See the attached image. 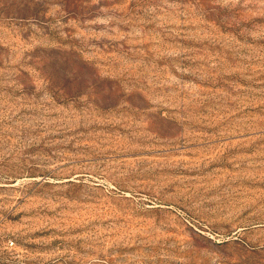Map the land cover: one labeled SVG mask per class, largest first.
Masks as SVG:
<instances>
[{
  "label": "rangeland",
  "instance_id": "obj_1",
  "mask_svg": "<svg viewBox=\"0 0 264 264\" xmlns=\"http://www.w3.org/2000/svg\"><path fill=\"white\" fill-rule=\"evenodd\" d=\"M0 264H264V0H0Z\"/></svg>",
  "mask_w": 264,
  "mask_h": 264
}]
</instances>
